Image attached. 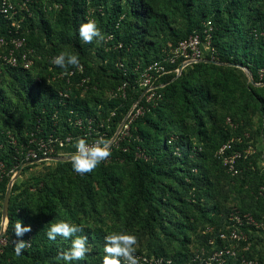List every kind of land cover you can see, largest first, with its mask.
<instances>
[{
    "label": "trees",
    "instance_id": "16d2710c",
    "mask_svg": "<svg viewBox=\"0 0 264 264\" xmlns=\"http://www.w3.org/2000/svg\"><path fill=\"white\" fill-rule=\"evenodd\" d=\"M23 1L18 0V3ZM263 7L264 1L258 0H61L59 28H64L66 32V35L61 33L62 39L72 42L73 48L69 53L77 55L85 68L83 75L73 78L72 85L62 79L48 80L65 72L52 63L62 50L56 46L43 49L30 42L35 34L33 17L25 13L28 17L22 23L30 28V35L26 36L20 34L18 24L14 23L21 19V13L10 10L15 12L14 15L5 17L0 12V39H6L13 48L12 40L25 38V49H30L33 56L39 58L37 64L40 67L35 72L9 65L20 85L18 92L25 97L21 111L18 106L15 108L5 92L0 91V160L6 167V174L0 182V201L4 199L13 176L10 171L14 168L18 170L26 163L22 152L30 146L32 139L50 135L84 136L88 134L89 118H96V121L107 119L114 112L107 130V138H112L141 96V91L137 90V79L143 69L161 59L166 50L190 35L199 33L204 36L203 31L208 22L212 26L211 43L218 50L220 60L252 66L257 82L260 78L259 68L264 67ZM37 8L38 3L33 0L29 9L34 11ZM89 19L95 20L104 34L103 42L97 44L93 41L89 44L80 38L79 28ZM179 20L183 21L182 25ZM40 21L41 31L49 42L53 39L54 31L44 19ZM110 36L111 40L106 41ZM91 50L96 51L101 62L90 58ZM16 54H19L18 51ZM208 55L205 61L186 68L181 75L170 73L160 79L159 84H164V87L157 89L161 98L156 104H146L145 99L141 101L140 106H144L145 111L130 124V137H123L118 146H112L109 160L102 162L93 172L80 175L73 170L70 161H42L22 169L24 171L45 162L56 163L53 172L44 176L34 190L26 188L17 196L12 194L8 224L3 235L7 244L2 247L0 264H66L58 260V256L70 249L71 238L58 236L56 240H50L46 234L51 224L60 220L84 226V231L78 235L88 237L89 252L81 260L82 264H103L107 234L103 228H93L83 223L89 215L86 205L94 208L101 197L106 203L104 208L122 202L125 209L137 197L134 203H138L139 208L131 213L128 224L136 217H141L145 211L147 221L156 223L159 232L177 239L183 237L182 250H176L178 256L184 255L181 251H188V245L192 243L189 238L184 240L187 231L197 227V217L189 210L192 206L198 208L202 204L201 200L206 213L217 209V228H224L228 224L231 211L221 207L217 200V183L210 175L214 172L227 175L222 164L224 160L213 159V156L232 135L215 120L210 125L206 123L205 114L210 113L207 105L217 102L219 98L217 85H209L208 80L200 85L191 82L204 68L225 69L223 65L207 62L211 57ZM250 56L254 57L252 64L248 62ZM179 63L170 68H178ZM121 64L123 67H120ZM71 69L75 67L69 66L67 71ZM82 76L89 78V81L81 88L78 82ZM126 82V98L111 96L108 100H101L97 97L101 89L107 87L109 92H115ZM68 88L71 98L63 99L60 92ZM71 111L73 114H70ZM55 114L58 117L56 121ZM74 116L83 118V130L69 124V118ZM12 138L16 145L12 144ZM243 147L241 143L235 145V149L240 152ZM140 152L142 157L137 156ZM226 153L230 156L233 150H227ZM236 162V168L240 170L248 161L240 158ZM117 170L128 173L133 180L132 196H125L124 187L119 181L122 176H117ZM247 172L244 183L246 203L255 202L257 211L248 207L238 210L259 219L256 213L263 206L262 198L259 197L263 178L254 172L255 177L249 181L251 174ZM166 195L169 200L165 199ZM179 203L184 204L187 211L170 214L169 210ZM115 217L118 219V214ZM1 220L0 210V233ZM17 221H21L24 226L31 225V231L23 237H17L14 229ZM100 221L104 223L103 218ZM209 237L205 236L202 246L207 247ZM19 239L27 241V247L22 255L16 256L14 246ZM161 239L158 233L153 241ZM168 252L161 244L157 251L154 250V256L167 257ZM263 259L261 255V263ZM179 260H175L176 264L185 263Z\"/></svg>",
    "mask_w": 264,
    "mask_h": 264
},
{
    "label": "rangeland",
    "instance_id": "374dc122",
    "mask_svg": "<svg viewBox=\"0 0 264 264\" xmlns=\"http://www.w3.org/2000/svg\"><path fill=\"white\" fill-rule=\"evenodd\" d=\"M38 3V8L36 10H28L29 4L26 8H23V5L18 3V0H10L11 4L16 7L14 10L18 14L21 13V19L15 21L14 23L18 24L17 28L20 31V34L23 33L26 36H29L30 28L22 23L25 20L26 14L32 16L35 24L34 30L35 34L31 43H36L40 45V48L51 49L54 46L60 47L62 52H68L71 48H73V44L71 41H63L61 33L66 35L65 29L59 28L58 18L60 16L59 10L61 9V0H35ZM259 2H263L264 0H258ZM264 8V7H263ZM92 12L93 9L90 8ZM26 13V14H25ZM41 19L45 20V23L48 24L53 29V39L47 42V38L45 37L43 31H41ZM183 21L179 20V24L182 25ZM41 24V25H40ZM212 44V52H208L210 54V59L207 62L215 64L216 66L223 65L225 69H211L204 68L201 73H199L194 80L191 82L196 83V85L204 84L208 80V84L212 85L215 83L217 85L219 98L217 102L209 103L206 108H208L210 113L205 114L206 123L210 125L213 120L220 124L222 128L228 129L231 132V139H229L225 144H223L220 149L214 154L213 159L224 158L220 155L219 151L222 147H224L227 143L232 141V150L233 152H237L235 149V145L241 143L244 147L242 149V160L244 159L247 165H245L239 172H231L230 166L227 168V161H223V167L226 172L230 173L226 176H222L221 174H217L214 172V178L210 175V178L217 183V200L220 201L221 207H224L225 211H231L228 219L231 217L233 212H236L239 208L248 207L249 209L256 210V206H254L253 201H248L246 203V185L244 184L246 181V170L248 172L249 181H251L255 176L254 172L259 173V175L263 178L264 182V67H260L258 74L260 75L259 80L256 82L254 80V69L252 66H246L240 63H224L220 60L219 54H217L218 50ZM26 45V43H25ZM25 45L20 49L19 52L23 53L24 51H31L30 49H25ZM13 48L10 47V43L6 41V39H0V91L5 92L7 96L11 99L12 104L17 108L19 107L20 111L22 106L24 105L25 97L21 96L18 92L20 85L18 84L16 78L13 75V71L10 69L8 63L5 58L9 57L11 54V50ZM207 54V55H208ZM207 55H204L205 57ZM90 58L99 60L101 59L96 54V51L91 50L89 52ZM209 56V55H208ZM204 57V58H205ZM35 65L30 69L38 72L40 67L37 64L39 58L35 55L30 56ZM8 59V58H7ZM249 59V60H248ZM248 62L252 64L254 62V57L250 56L248 58ZM205 61V59H204ZM206 62V63H207ZM263 76V77H262ZM224 83H226L224 85ZM113 92V91H112ZM106 88L101 89V92L98 94V98L101 100H108L111 97V93ZM40 97L42 96L39 93ZM92 103V101H91ZM21 105V106H19ZM18 109V110H19ZM132 108L128 111H130ZM127 113V115H128ZM213 116V117H212ZM124 120V119H123ZM192 124L194 121L189 120ZM126 137H130L129 135H125ZM67 152L66 150H64ZM64 153V152H63ZM138 157H142V152L137 154ZM225 159V158H224ZM61 160V159H59ZM64 162V161H61ZM237 163V162H236ZM56 163H41L30 167L26 170L20 171V173L16 174L14 179V193H10V199L12 194L17 196L23 189L31 188L34 190L36 184L42 179L51 174L55 169ZM117 176H122V180L119 179L120 185H122L125 191V196L129 197L133 194V180L128 175V173H123L122 171H116ZM168 182V181H167ZM253 183V181H252ZM173 186V185H172ZM264 188V184L261 186ZM97 190V188H95ZM6 196V195H5ZM111 196V195H110ZM190 196L186 197L188 200ZM259 197L262 198V207L259 208L256 214L259 216L258 221H261L264 218V189L261 193H259ZM104 197H101L96 202V206L91 208L90 205H86V208L89 210V215L84 218V224L93 228H103L107 235L114 232H128L135 234L138 237V244L136 245L137 252L136 255L139 257L140 262L143 259H148L152 262V260L157 261H165L170 262L168 264H176L177 259H180L178 262H185L184 264H200V259L203 256L202 251L207 250L210 245L207 243L202 246L205 240L206 235H210L208 238V242L211 240H217V236L221 231L228 232L229 224H225L224 228H217V209H213V211H205V205L203 200H201V205L197 207H191L189 213L197 217L193 223L197 225L193 230H188L187 234H185L186 240L189 238L192 243L188 245V251H181L184 255L178 256L176 250H182L181 240L177 239L172 235H167L165 233H161L157 229V224L153 221H147L146 213L143 211L141 217H136V220H132L131 224H128L129 217H131V213L137 208H139L138 203H134L137 197L133 201H131V205H126L127 209H125V205L121 202L120 204H116L111 206L107 205L105 208V202L103 200ZM120 198V196H118ZM121 199V198H120ZM165 199L169 200V196L166 195ZM5 197L0 201V210L2 211V220L1 226H3V206H4ZM121 201V200H120ZM10 203V200H9ZM257 205V203L255 204ZM177 207H173L169 210V213L187 211V208L184 204L179 203L176 205ZM35 208V207H34ZM223 211V209H222ZM251 212V211H249ZM243 213V212H242ZM119 216L117 219L115 216ZM245 214V213H243ZM250 214V213H246ZM255 217V216H254ZM100 218L104 219V223L100 221ZM256 218V217H255ZM8 220L5 221V228L7 227ZM156 224V225H155ZM230 231V230H229ZM244 238L245 240H250L251 246L249 250V256L253 258H259L261 255L264 256V231L262 234H258L255 229L244 228ZM160 233L161 240H155L157 234ZM4 241V240H3ZM160 241V242H159ZM167 249L168 256H154V250L157 251L159 245H161ZM91 248V247H90ZM205 253V252H204ZM186 256V257H185ZM176 260V261H175ZM204 264V262H202ZM201 263V264H202ZM79 264H82L80 261ZM260 264H264L263 262Z\"/></svg>",
    "mask_w": 264,
    "mask_h": 264
},
{
    "label": "built area",
    "instance_id": "2783aa9c",
    "mask_svg": "<svg viewBox=\"0 0 264 264\" xmlns=\"http://www.w3.org/2000/svg\"><path fill=\"white\" fill-rule=\"evenodd\" d=\"M31 0H24L23 8H26ZM14 6L11 4L10 0H0V12L5 15V17H11L14 15ZM29 10V8H28ZM211 23L208 22L203 31L204 36L199 33L190 35L187 39L180 41L175 47L170 48L164 52V56L161 59L154 61L149 64L140 74L138 83V91H141L140 98L133 104L132 110L128 115L124 117V123H120L115 134L117 133L119 127L122 125V128L119 131L117 138L115 135L110 138L112 140V146H118L120 139L129 135L130 124L134 118L138 115H141L145 111L144 106H140V103L145 99L146 104H156V101L161 98V95L157 92V89L164 87V84H159L160 79L170 73H176L177 76L181 75L182 71L186 68L202 62L205 58L204 55H207L208 52H212L211 45ZM111 36L106 39L110 41ZM25 38H17L12 40L13 49L9 57L5 58L4 61L12 67H23L27 70H30L35 63L30 58L32 56V51H24L23 53L19 52L20 49L25 45ZM18 51V55L16 54ZM180 62V63H179ZM179 63V67L176 69H171V65ZM81 67L71 69L67 71L69 74L62 72L57 75V77H49V81H54L56 79L66 80L67 84L72 85L73 78L81 76L84 73V66L80 64ZM120 67H123L121 64ZM89 81L87 77H81L80 82H78V87H83V85ZM127 88L128 83H124L118 87L115 92H112L111 96L117 98L121 96L122 98L127 97ZM70 89L60 92V96L63 99H70ZM83 93V92H82ZM70 114H73L71 111ZM114 116V112L111 113L110 117L107 119H98L89 118L88 122V134L84 136L74 137L73 135L54 136L50 135L47 138L32 139L29 143L30 146L22 152L25 159L27 160L23 166L31 163H38L42 161H57L58 158L70 159L71 155L75 153V143L77 138H85L89 143L93 142L95 139L103 136L104 138L108 137V129L110 128L109 122L111 117ZM75 117V118H74ZM69 118L68 122L70 125L75 128L82 129L84 126L83 118L74 116ZM58 119L57 115H54V120ZM85 129V128H84ZM83 130V129H82ZM12 144L16 145V141L12 138ZM232 141L227 143L219 151L220 155L224 158L223 160L228 162V168L230 166L231 172H239V169L236 168V161L243 157L242 152L237 151L233 152L232 155H227V150H232ZM66 150L67 152H65ZM64 152V153H63ZM109 158L107 159V161ZM65 162V161H64ZM30 164V165H31ZM19 170V169H18ZM18 170L16 168L10 171L13 174V177L17 174ZM6 174L5 164L0 160V182L3 175ZM11 182V181H10ZM10 184V183H9ZM263 187L260 189V193L263 191ZM228 232L221 231L218 234L217 240L209 241L210 247L207 250L202 251V257L200 259V264H260L258 258H253L249 256V250L251 246L250 240H245L244 238V228L255 229L258 234L263 235L264 231V218L261 221L256 220L252 214H243L240 210L233 212L231 217L228 219ZM230 230V231H229ZM4 240V241H3ZM264 241V240H263ZM7 244V239L4 236H0V253L2 252V247ZM205 252V253H204ZM170 262H163L148 259H143L140 264H168ZM203 264V263H202Z\"/></svg>",
    "mask_w": 264,
    "mask_h": 264
},
{
    "label": "clouds",
    "instance_id": "9594fccd",
    "mask_svg": "<svg viewBox=\"0 0 264 264\" xmlns=\"http://www.w3.org/2000/svg\"><path fill=\"white\" fill-rule=\"evenodd\" d=\"M79 36L85 43L97 44L104 41L105 37L95 20L89 19L81 24ZM52 63L65 70L69 66L79 68L80 60L77 55L68 52H61L53 58ZM76 151L71 155V165L73 170L84 175L93 172L102 162L106 161L112 155V140L103 136L89 143L85 138H77L75 143ZM17 237H23L31 231V225L24 226L21 221H17L15 227ZM84 231L83 225L60 220L51 224L47 231V237L50 240H56L58 236L65 239L71 238V247L69 250L61 252L58 260L72 264L73 261H81L89 252L87 247L88 237L78 235ZM138 237L128 232H114L105 236L103 264H140V259L136 255ZM27 247V241L19 239L14 246L16 256H20Z\"/></svg>",
    "mask_w": 264,
    "mask_h": 264
},
{
    "label": "water",
    "instance_id": "95a60500",
    "mask_svg": "<svg viewBox=\"0 0 264 264\" xmlns=\"http://www.w3.org/2000/svg\"><path fill=\"white\" fill-rule=\"evenodd\" d=\"M204 61V60H203ZM124 123V121H123ZM123 125V124H122ZM122 125L119 127L117 133L115 134V138H117L118 134H119V131L120 129L122 128ZM61 159V160H59ZM57 161H70V159H65V158H58ZM31 163L27 164L26 166L30 165ZM25 166H23L22 168H20L18 170V174L20 173V171H22V169L24 168ZM16 175L13 177V179L11 180L9 186H8V190H7V193H6V196H5V201H4V206H3V226L1 228V233H0V236H3L4 235V231H5V221L8 220V208H9V200H10V193H11V189H12V186H13V183H14V179H15Z\"/></svg>",
    "mask_w": 264,
    "mask_h": 264
},
{
    "label": "crops",
    "instance_id": "0c3cea01",
    "mask_svg": "<svg viewBox=\"0 0 264 264\" xmlns=\"http://www.w3.org/2000/svg\"><path fill=\"white\" fill-rule=\"evenodd\" d=\"M1 228H2V226H1Z\"/></svg>",
    "mask_w": 264,
    "mask_h": 264
}]
</instances>
